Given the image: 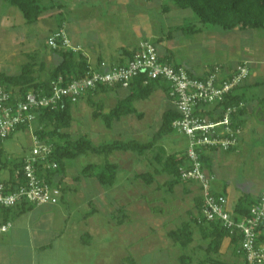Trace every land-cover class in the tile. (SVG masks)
<instances>
[{"label":"rangeland","instance_id":"1","mask_svg":"<svg viewBox=\"0 0 264 264\" xmlns=\"http://www.w3.org/2000/svg\"><path fill=\"white\" fill-rule=\"evenodd\" d=\"M37 1L44 7L55 6V8L42 15L39 22L28 24L17 8L10 6L6 0H0V71L8 75H18L26 63L45 61L49 68H46L45 72L38 70V74H41L40 77L45 78L49 69L60 63V58L54 55L48 46L47 37L48 29H57L61 21L64 22L66 31H68L69 25L78 27V33L69 34L72 40L73 37L77 38L78 36L84 39L85 30L89 28L100 33L101 27L99 26L101 24L118 30L120 38L133 46L143 41L155 43L161 39L162 42L157 44L159 53H172L174 55L173 64L184 66L192 71L195 76L200 75L207 66L212 69L230 63L232 58L239 57L241 53L239 49L243 50L244 55L247 52L253 53L252 61L255 64L264 62L263 29L241 33V31L226 32L213 26L202 28L199 19L191 10L177 8L172 0ZM125 4L128 6H124ZM111 5L116 6L112 12L109 11V8H112ZM165 6L169 8L168 12L164 11ZM10 15L11 18L6 21L5 17ZM182 25L201 27L202 31L195 34H184L177 30V27ZM170 35L172 38H169ZM92 39L94 40L91 36ZM49 54H53L55 59L53 56L46 58ZM107 59L110 63H117L115 58L108 57ZM129 93L128 90L109 91L107 94L109 98L104 101L106 111L112 109L118 100L126 98ZM169 102L162 89L159 88L150 99L133 102V107L138 113L144 115L142 119L128 116L115 123L111 129L105 127L99 120L94 121L91 117L93 109L85 102H80L73 107V125L68 132L72 139L84 137L91 140L95 145L111 143L117 139L124 142L146 143L152 140L159 131L163 113L168 110L169 106H172ZM37 127L38 123L34 122L28 129L17 132L12 138L3 142L1 145L3 161L9 162L8 168L3 171V178L7 177L12 163L31 155L34 147V132ZM263 140L264 137L252 136L246 149L236 153L235 160L229 165L224 163L220 165L221 173L226 177L224 185L228 194L233 196H231V203L239 195L252 194L261 187L264 181V153L258 154L255 149L259 146L256 142L261 143ZM157 146L159 147H156L155 153H152L151 156L160 152L159 148H164L167 155L174 153L184 155L188 149V139L175 130L173 133L158 139ZM261 146L264 148L262 143ZM115 154L109 158L106 155L87 154L76 160L67 161V179L62 187L65 188L62 195H64L67 204L62 206L67 212L74 213L72 220L77 224L79 220H82L84 213L96 210L92 216V224L93 227L101 229V234L96 237L95 243L105 245L103 249L106 254L105 264H115L120 261L122 264H132V262L122 259L129 251L126 250L127 245H124L125 250L121 251V248L124 249V247L120 248L122 243L119 232H117L120 228L117 224L120 214L115 211L121 206L120 196L123 193L134 192L137 194L135 196L136 203L139 196V205L141 206L140 218H132L131 215L130 224L123 227L139 225L140 227L151 228L157 225L159 219L169 226L171 223L168 221L169 219L163 215L159 217V211L154 210L165 205L167 210L173 209L175 211L171 218L180 214L184 216L189 207V202L188 200L178 202L176 196L168 190L167 186L163 185L165 178L169 177L165 172L155 175L157 181L151 186L145 185L141 180L136 182L134 180L136 174L144 172L154 174L156 167L153 160V163L150 164L146 159L143 161V158L141 165L138 164L137 161H134L141 158L137 153H132L135 158L129 163L118 164L117 181L113 187L102 186L94 179L87 177H82L80 182L74 181L76 177L82 175V171L88 165L103 166L107 161L118 163ZM69 187H71L70 190L67 189ZM165 200L169 204H165ZM173 201L178 202L176 204L181 208L173 204ZM84 204H86L85 207ZM182 221L184 220L176 218L173 221V226L179 227ZM103 230H106V233ZM132 236L136 239V234ZM155 236L156 234H153L152 239ZM145 239L147 237L141 235L139 242H143ZM196 240L195 238L194 241L200 244H206L210 241ZM179 252L190 256L192 264H197L199 259L206 257L201 251L195 253L190 249H179Z\"/></svg>","mask_w":264,"mask_h":264},{"label":"built area","instance_id":"2","mask_svg":"<svg viewBox=\"0 0 264 264\" xmlns=\"http://www.w3.org/2000/svg\"><path fill=\"white\" fill-rule=\"evenodd\" d=\"M48 46L52 50L79 52L72 47L64 29L50 36ZM85 57L89 65L85 75L68 82L59 77L51 82L49 95L41 89L18 99L13 90L0 84V147L18 129L29 128L36 122L41 109H55L65 100L76 104L89 91L100 87L127 90L136 80H141L144 85L163 81L168 87V99L180 115L173 128L188 139L187 165L179 170L181 181L199 186L204 221H218L230 236H241L237 253L244 264H264V243L259 241L260 228L264 225V190L251 207L250 215L237 219L228 210L227 198L212 190L216 176L201 161L202 150L230 152L239 144L242 128L236 119L246 109V103L225 104L248 80V64L238 65L228 75H223V67L216 66L205 78H200L181 66L163 62L158 48L149 41L141 42L125 65L92 62ZM53 152L52 145L34 135L31 155L24 158L20 169L3 178L4 169L0 163V214L4 209L23 204L40 207L60 202L62 191L41 176L45 169H58V163L52 158ZM11 227L10 222L0 223V233H7Z\"/></svg>","mask_w":264,"mask_h":264},{"label":"crops","instance_id":"3","mask_svg":"<svg viewBox=\"0 0 264 264\" xmlns=\"http://www.w3.org/2000/svg\"><path fill=\"white\" fill-rule=\"evenodd\" d=\"M124 6L128 5L125 4ZM111 7V9L109 8L110 12L114 11L116 6L111 5ZM111 14L114 15V13ZM5 18L6 21H8V18H11V15ZM61 23L63 29L67 33L72 47L78 49L92 62H100V60H102L110 63V61H108L107 59L109 57L115 58L117 60V63L112 64H126L130 60V54L135 52L141 43L140 42L136 46H133L130 43H126L120 38V33L118 30H114L113 27L103 24L99 26L101 27L100 33H96L94 29L89 28L85 30L84 39L78 36V39L73 37L72 40L69 34H72V32L78 33V27H76V25H69V29L68 31H66V29L64 28V22L61 21ZM61 23L58 24L57 29H48L47 41L54 32L61 28ZM73 27L75 29H71ZM242 32L243 31H241V33ZM91 36L94 38V40H91ZM167 50L170 51V49ZM239 51L241 53L239 54L238 58H232L230 63L220 66L223 67V75H228L234 69H236L238 65L244 63L248 64V68L250 71L249 78L240 88L235 91V95H240L246 103V109L236 119L237 123L242 128V135L240 137L238 146L230 152L217 150L209 151V154L211 156V166L209 169H207L209 172L213 173L216 176V180L212 184V190L215 193L224 195L227 198L228 210L233 214L236 204L242 196H250L253 200L258 201L261 193L264 190L263 181L261 187L258 190L254 191L252 194L239 195L234 200V202L231 203V199L233 196L228 194V190L224 185V183H226V177L221 173L220 169V165L222 163H224L225 165H229L233 160H235L236 153L240 151L242 152V149H246L252 136H257L259 138L264 137V85H261V83L264 82V62H257L255 64L252 61L253 53L247 52V54L244 55L242 53L243 50L239 49ZM53 53L54 55H57L55 52ZM54 55L49 54L46 58L53 56V58L55 59ZM159 55L161 58L168 59L170 63L173 64L174 55L172 53H159ZM53 61L55 62V60ZM42 64H44L46 68H49L48 65L46 66L45 61H43L41 63H36V69L41 71L40 67ZM251 65L254 66L251 67ZM176 66L185 68L182 65ZM210 68L211 67L207 66L206 69L201 71V74L196 77H205L211 70ZM186 70L192 75L194 74L189 69ZM45 71L46 70H44L43 72ZM40 75L41 74H37L38 77H40ZM119 90L125 89H117V91ZM108 92L101 93L95 98V101L103 106L104 113H109L117 105L116 103V105L112 109L106 111L104 101L109 98L107 97ZM165 97L167 98L166 95ZM167 100L169 99L167 98ZM81 102H85L88 105L86 100H83ZM169 108L170 106L168 107V109ZM16 133L12 134L10 138H12ZM115 141L123 140L117 139ZM261 143L264 145V140ZM261 143L259 141L256 142V144L259 145L255 149L258 154L264 153V148L261 146ZM114 153H116L115 159L118 163H111L116 164L118 169L119 163L126 164L134 160L135 158L133 156L135 153L131 151H117ZM152 153H155V150L153 152H149V154L144 157L135 159L134 161H137V163L140 165L142 158L143 161L144 159H146V161H149L150 164H152L154 161V163L156 164L154 173L157 176L159 173L163 172L161 171L162 169L158 165V160L156 159L158 153L154 156H151ZM112 154H110V156ZM110 156H108V158ZM0 157L3 161L2 147H0ZM3 163H6V167L4 169L8 168L9 162L3 161ZM12 168L13 167H11V169ZM11 169L8 173L11 172ZM139 174L141 173H138L134 176V180L136 182H139V180H141L138 178ZM76 178L74 179V181L80 182V180L76 181ZM66 179L67 175L64 179L63 186L66 182ZM227 179L229 181L228 177ZM169 180L170 177L165 178L163 185L166 186ZM156 181L157 179L155 178L154 183H156ZM70 188L71 187L67 189L70 190ZM171 193L176 196V200H178V202L188 200L189 207L187 208L184 216L180 214L174 218H171V216L175 214V211L173 209L167 210L164 205L162 208L159 207V209H155L154 211H159V217L163 215L165 218L169 219L168 221H170L171 223L169 224V226H167L165 222H162L161 219H159L157 221V225L151 228H144L140 227L139 225L123 227L130 224V221L132 220L131 215L132 218H140L139 211L141 206L139 205V196L137 197L136 203L135 196H137V194H134V192L125 194L123 193L120 196L121 206L115 211L120 214V219L117 223L118 227H120L117 232H119L118 234L120 235V242L122 243L120 248L124 247V245H127L126 250H128L129 252L131 251V253L127 251L128 254L122 259L130 261L132 262V264H192L190 256H186L179 252V249H190L195 253L199 251L204 252V255L206 256L202 259H199L197 264H219V261L222 262V264H244L243 258L235 251V247L230 237H226L223 240L218 254H215L213 252L209 253L210 243L208 241V243L206 244H200L199 242L196 243L194 241L195 238L197 239L196 241H199L200 239L203 240L200 231L196 228L193 229L194 242H192L189 246L182 247L181 245L173 242V240L169 236L172 231L179 229L182 224L188 223L190 222V220L199 218V211L197 209L198 207L196 200L200 199V189L199 186L194 183H179L175 185ZM178 202L173 201V204H176ZM166 203L169 204L167 201L165 202V204ZM66 204L67 203L65 202L64 195H62L60 202L54 206L46 205L33 207L31 209H28V207L24 206L22 207V209L24 210H22L21 207L12 209L6 221L10 222L12 224V227L7 233H0V264H105L106 254L103 252L105 245L100 243L98 245L95 243V240H97L96 237L101 234V229L93 227L92 224V216L95 214L96 210H93L89 213H84L82 220H79L77 224L72 220L74 213L71 214L67 212V210H65V208L62 206ZM88 204L90 205L91 203ZM170 205H172V203H170ZM177 205L178 204H176V206ZM85 206L86 204H84V207ZM179 207L181 208V206ZM165 209L166 211H164ZM176 218H181V220H184L181 222V225L179 227L173 226V221L176 220ZM2 222L3 215L1 213L0 223ZM103 231L106 233V230ZM133 234H136V239L133 238ZM153 234H156L154 239H152ZM141 235H145L147 237V239H145L143 242H139V240H141ZM262 235H264V228L262 230ZM124 250L125 247L124 249L121 248V251ZM115 264L122 263L120 261L119 263Z\"/></svg>","mask_w":264,"mask_h":264},{"label":"trees","instance_id":"4","mask_svg":"<svg viewBox=\"0 0 264 264\" xmlns=\"http://www.w3.org/2000/svg\"><path fill=\"white\" fill-rule=\"evenodd\" d=\"M172 1L179 9L191 10L199 19V23L201 24L202 28L213 26L218 27L219 29L226 32H232L236 30H264V0ZM6 2L21 12L23 18L28 24H35L39 22L44 13L55 8V6L44 7L37 0H6ZM168 10L169 8L165 6L164 11L168 12ZM60 26L61 28L59 29H63L62 23ZM202 28H197L194 25H182L177 27V30L184 34H195L201 32ZM169 38H172V36L170 35ZM161 42L162 40L160 39L158 42L153 44L157 47V44H160ZM53 52H55L60 58V63L55 68L50 69L45 78L37 76L38 70L36 69V62H29L22 66V70L18 75H8L4 72H0V84L5 85L7 88L13 90L17 98L22 99V97H24L30 91H38L41 89L49 95L50 85L54 80H57L59 77H63L68 82L73 79L83 77L88 71V60L82 52H73L69 49L53 50ZM135 52L130 54V59L133 57ZM161 60L163 62L170 63V61L166 58H161ZM100 62H102V60H100ZM40 69L45 70V65L42 64ZM261 85H264V82L261 83ZM159 88L162 89L168 98V87L163 81H151L147 85H144L141 80H136L132 82L130 87L127 89L130 92L129 95L122 100H118L115 108L109 113L103 112V106L96 102L95 98L101 93L121 89L120 87H100L95 91H89V93L80 98L78 103L86 100L88 105L93 109L92 118L96 121H101L105 127L111 129L115 123L120 122L123 118L128 116H135L139 119H142L144 115L142 113H138V111L133 107V102L136 100L145 101L150 99L154 92ZM235 91L227 100L225 105L244 101L240 95H235ZM78 103L74 104L69 100H65L55 109L45 108L39 110L37 113L36 122L38 123V127L35 130L34 135L40 141L46 142L53 146L54 152L52 154V158L58 163L57 170L50 171L45 169L43 171L45 173L43 175L41 173V176H43L48 183L59 188L62 192L64 189L62 188L63 182L67 175V161L76 160L87 154L106 155L108 157L110 154L117 151H131L137 153L140 157H144L149 152H153L156 147H159L157 146L158 139H161L175 131L173 128V123L180 118L178 112L173 106H171L167 111L164 112L159 131L149 142L140 143L138 141H113L111 143L95 145L91 140L84 137L72 139L68 132V130L71 129L73 125V107ZM243 112H241V114ZM27 128L28 127L20 128L16 132L26 130ZM159 151L160 152H158L156 159L158 160V165L162 169L161 171L165 172L170 177V180L166 186L168 187V190L172 192L175 185L179 183L184 184L181 181L179 170L181 167L187 165L188 158L186 154L179 155L174 153L166 155L163 148H159ZM23 160L12 163L13 168L11 169V172L20 169L21 166H23ZM201 161L206 169L210 168L211 156L209 154V150L201 151ZM0 163L4 169L6 167V163H3L1 157ZM117 172V165L109 161H107L103 166L88 165L82 171V175L76 178V181H79L82 177H87L94 179L102 186L113 187L117 181ZM138 178L141 179L145 185L150 186L155 182V173H141L138 175ZM256 202L257 201L253 200L250 196H242L236 204L234 210L235 217L238 219L249 216L251 207ZM196 203L198 207L197 209L199 211V218L190 220V222L182 224L179 229L172 231L169 236L173 242L181 245L182 247L189 246L193 242V229L196 228L200 231L204 241L210 240L209 253L213 252L218 254L222 242L226 237H230L232 239L235 251L237 252L242 240L241 236H230L229 232L226 231L222 224L218 221L211 223L204 221L202 219L201 213V198L197 199ZM24 206L28 207V209L33 208V206L27 204H23L17 208L21 207L22 209ZM11 210L12 209L2 210V223L7 221ZM263 228L264 225H262L260 228L259 241L261 243H264V235H262ZM219 264H222V262L219 261Z\"/></svg>","mask_w":264,"mask_h":264}]
</instances>
